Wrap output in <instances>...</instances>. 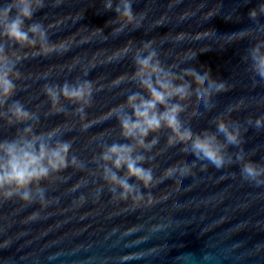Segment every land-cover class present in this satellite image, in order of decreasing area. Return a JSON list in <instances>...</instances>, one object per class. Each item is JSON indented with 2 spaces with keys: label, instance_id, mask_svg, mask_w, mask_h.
Listing matches in <instances>:
<instances>
[{
  "label": "water",
  "instance_id": "95a60500",
  "mask_svg": "<svg viewBox=\"0 0 264 264\" xmlns=\"http://www.w3.org/2000/svg\"><path fill=\"white\" fill-rule=\"evenodd\" d=\"M40 2L32 0L35 11L23 25H38L37 32L17 43L4 26L21 5L0 0V47L15 65L13 92L0 95V146L60 140L71 149L67 168L26 189L0 188V264H264V78L251 56L264 41V0H131V21L115 11L122 0ZM153 50L163 90L172 91L171 82L188 91L169 101L183 107V126L215 133L226 145L223 167L198 157L191 140L180 142L167 126L146 138L158 140L150 150L122 136L116 114H133L129 95L148 96L136 57ZM197 74L225 90L209 92ZM82 81L91 82L90 103L62 94L66 82ZM17 102L30 118L14 114ZM218 119L239 125V144H227ZM112 143L133 144L145 157L148 188L100 157ZM248 161L261 170L254 180L243 172ZM6 162L0 150V168ZM105 167L143 197L121 199Z\"/></svg>",
  "mask_w": 264,
  "mask_h": 264
},
{
  "label": "clouds",
  "instance_id": "9594fccd",
  "mask_svg": "<svg viewBox=\"0 0 264 264\" xmlns=\"http://www.w3.org/2000/svg\"><path fill=\"white\" fill-rule=\"evenodd\" d=\"M20 7L18 15L15 19L10 20L4 26V35L17 43L28 42L30 40L29 32L35 34L39 28L38 25H30L28 31L24 30V21L31 19L35 11L32 0H19ZM123 6H117L115 11L118 15L126 17L129 21L133 19V11L131 0H122ZM36 7H43L42 2L37 0ZM111 9V5H108ZM11 11V8L5 9V16ZM33 45L35 40H32ZM261 41L256 44L251 50V56L255 65L257 74L264 78V53L260 52ZM55 50V49H53ZM0 95L8 97L12 94L15 85L9 79L15 67L14 63L9 60L4 47H0ZM156 52L153 50L147 55L141 53L136 57V63L139 65L138 74L140 76L141 85L147 90L148 96L145 97L141 93H133L129 95L127 105L133 109V114L124 113L123 116L116 114L121 126V134L129 140L135 141V145L141 148L150 150L151 147L158 142L157 138L153 137L151 141H147L150 133L156 132L163 126H167L178 137L180 142H187L191 140L192 150L198 156L209 160L215 167L221 168L224 166V148L218 140L215 133L205 132L204 134H193L191 128L183 126L179 119V114L184 109L179 103H169L174 96L184 99L188 95L186 86L183 84H171L172 91H165L167 85L159 80L158 73L162 69L158 68L159 61L153 62ZM151 68V71L145 72V69ZM194 71V70H192ZM153 74L155 79H153ZM210 74V73H209ZM207 81V88L209 92L212 89L216 91L225 90L223 82H216L208 80L206 76H199L197 74V82L205 84ZM60 88L61 86L57 85ZM190 87V86H189ZM51 91V89H49ZM62 94L68 98H75L83 100L85 96L88 100L85 103H90L91 82L82 81L78 84L69 85L67 82L62 86ZM58 97H54L57 100ZM163 106V111L158 106ZM83 112V109H80ZM14 114L17 117L30 118V114L26 112L23 107L17 102L15 105ZM217 131L222 133L227 144L236 145L240 142V128L239 125H234V122H228L223 119H218ZM261 120L256 121V126L259 127ZM31 129H25L30 131ZM170 143L173 141L169 138ZM31 139L25 142H18L16 139L3 141L4 146H0V150L7 156L6 164L0 168V188L6 184H15L21 189H26L32 184L34 180H42L48 176L51 170L59 171L61 168L68 167V153L71 149V144L67 141L58 140L55 145L39 142ZM30 145V148L28 147ZM130 143H112L106 145L104 150L100 153V157L105 162H111L115 168H127V175L135 177L137 180L143 182L145 188H148L153 179L151 169L142 167V162L145 157L140 154L136 155V146ZM72 163H76V157H72ZM261 170H257L256 164L248 161L243 168V172L247 178L255 179ZM105 179L112 184L119 185L123 191L120 193V198L127 200L131 195L133 198L143 197V193H136L134 186L128 180L121 178L111 168H104ZM114 191V189H113ZM14 193L9 191L7 196H12ZM22 198L30 199V191L24 190ZM150 195V194H149Z\"/></svg>",
  "mask_w": 264,
  "mask_h": 264
}]
</instances>
